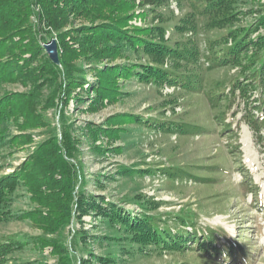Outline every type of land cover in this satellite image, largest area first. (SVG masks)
Segmentation results:
<instances>
[{
    "label": "rangeland",
    "instance_id": "1",
    "mask_svg": "<svg viewBox=\"0 0 264 264\" xmlns=\"http://www.w3.org/2000/svg\"><path fill=\"white\" fill-rule=\"evenodd\" d=\"M126 1L104 2L99 15L90 7L76 12L71 8L57 27L41 25L42 35L48 41L52 38L59 41L58 50L64 51L67 65L75 70L73 74L80 78L83 72L87 73L85 89L77 87L68 104L60 91L62 75L51 80L50 76H30L17 71L0 80V97L13 92L24 99L31 98L21 105L15 104L14 115L0 122V137L3 136L0 176L21 167L43 141L52 136L62 138L68 130L75 145L73 161L77 165V189L89 197L95 196L100 205H106L105 199L123 210L131 209L136 214L148 212L168 219L172 225L176 215H191L198 228L210 227L219 233L218 245L238 243L243 247L247 252L242 258L244 264H264V110L258 109L264 106V90L249 93L248 101L237 90L234 100H222L213 106L204 92H186L174 86L160 88L142 82L136 76L122 78L114 77L113 73L106 74L128 61H146L130 48H123L122 56H111L114 42L87 44L88 39L92 37L93 40L92 28L101 24L104 18L116 19L142 10L138 6L140 0L135 7ZM236 7L241 14L232 27L250 26L263 14L264 0H236ZM170 9L176 16L186 11L179 7L177 0H171L170 8L164 6L161 11L172 17ZM157 21L158 18L148 11L146 16L130 20V24L146 27ZM169 25L166 38H174L171 35L174 24L170 22ZM228 30H199V45L204 48L209 39L220 37ZM259 31L264 32V28ZM45 53L46 49L32 62L29 70L36 69L37 72L40 69ZM2 58L6 60L7 55ZM204 63V90L220 85L228 93L239 74L238 67L207 70L208 63ZM97 68L104 69L105 77L112 78L123 91L108 103H102V98L97 99ZM53 101L55 105H52ZM19 107L26 108L31 117L39 116L45 123L34 128L24 126ZM128 113L145 118L186 119L205 129L198 133H165L128 119L116 121V117H125ZM251 116L260 125L258 132L248 122L247 118ZM29 135H32V142H26ZM12 138H15L13 147L5 142ZM170 167H181L199 177L212 179L209 182L193 177L172 179L164 172ZM129 169L132 172H128ZM39 174L35 173V177L32 174V179ZM30 183L29 179H22L11 195L9 207L21 217L0 222V241L10 237L29 241L13 250L5 264H60L52 255L51 246L38 243L40 237L57 238L67 245L73 257L72 264H105L106 261L100 260L102 257H112L114 262L110 261L111 264L185 261L233 264L225 256L208 260L196 250L185 253L141 250L138 243L126 237L118 223L96 210L85 214L82 222L73 221L55 233H45L42 220L31 213L36 209L44 212L47 209L39 206L37 196L29 188ZM155 205L157 208L151 209Z\"/></svg>",
    "mask_w": 264,
    "mask_h": 264
},
{
    "label": "trees",
    "instance_id": "2",
    "mask_svg": "<svg viewBox=\"0 0 264 264\" xmlns=\"http://www.w3.org/2000/svg\"><path fill=\"white\" fill-rule=\"evenodd\" d=\"M110 0H0V80H4L13 72H26L27 75L50 76L52 80L64 76L60 84V91L65 96L63 99L68 104L73 92L77 87L85 89V75L78 78L73 73L71 66L67 65L64 51L59 48L60 64H55L47 53L40 69L29 70L45 47L43 43L48 41L42 35L41 25L50 28L57 27L59 22L65 18L68 9L74 8V12L84 10L85 7L93 8L98 15L102 12L105 3ZM137 0H127L126 3L135 7ZM185 13L176 16L174 10L170 9L172 17H167L161 8H170L171 0H140L138 6L142 10L130 15L126 13L120 18H104L101 24L92 28L93 40H87L89 46L97 42H114L111 56H122L123 48H130L139 57L146 58L145 62H131L117 65L113 71L106 74H114V77L131 78L136 76L140 81L152 83L160 88L174 86L186 92H204L210 104L217 106L222 100L229 102L236 98V91L250 100L249 93L264 90V12L257 21L250 26H232L239 21L241 11L236 7V0H177ZM151 11L158 18L157 23L146 27L130 24V20L136 16H146ZM64 16V17H63ZM100 15L99 18H101ZM170 22L174 25L171 35ZM229 30L220 37L209 39L204 48L199 45L197 34L199 30L211 29ZM257 33L254 37L252 35ZM85 44V43H84ZM59 45V41H58ZM7 59L3 60V56ZM207 62V70L230 66L238 67L239 74L235 78L228 93L223 87L217 85L205 89V78L203 66ZM98 83L96 84L97 99L110 102L123 92L118 89L112 78L105 77V70L97 68ZM48 78V79H49ZM91 85V84H90ZM89 90V87L86 88ZM62 96V97H63ZM80 98V95L76 96ZM18 96L17 93H5L0 97V122L8 120L16 111L15 104L28 102ZM55 105V101L52 102ZM264 110V106L258 107ZM18 112L23 116L24 126L34 128L45 122L40 117H31L29 111L19 107ZM127 116V117H126ZM125 117L120 115L116 121H133L145 126L158 129L165 133H198L205 128L197 123L186 119L173 120L162 117H148L128 113ZM252 128L260 130L257 119L248 117ZM113 130V128H108ZM117 130V128H115ZM115 129L113 131H115ZM26 142H32V135ZM3 137V136H1ZM0 137V141L2 140ZM10 146L15 145V138L5 141ZM75 148L73 138L69 131H65L62 138L52 136L37 146L30 157L10 174L0 176V222L12 218H20L21 214L13 213L9 207L15 192L22 179H29L30 190L38 199L39 206L47 209H36L31 213L33 217L42 220L45 233H55L60 228L70 225L73 221L82 222V217L89 211L96 210L99 214L107 216L115 224L118 223L125 231L126 237L132 242L138 243L141 250H159L160 252H181L196 250L208 260L225 256L233 264H244L242 258L247 255L246 250L239 244L218 245L219 233L213 228H198L195 218L191 215H176L173 225L168 219H163L148 212L134 213L123 210L122 207L105 201L106 205H100L95 196H88L86 192L77 189L78 178L77 165L73 161V149ZM40 174L36 179L35 173ZM144 172L143 169H136ZM132 172L131 169L128 172ZM168 177L183 180L193 177L207 182L210 177H199L192 171L181 167H170L164 170ZM33 176L31 177V175ZM33 180H31L30 179ZM157 204V203H156ZM158 205L151 207L157 208ZM187 226H190L189 229ZM81 230V229H80ZM83 230V229H82ZM84 236V235H83ZM228 240V239H227ZM28 240L10 237L0 241V264H5L9 254L22 246L28 244ZM38 243L51 246V253L57 257L60 264H72L73 257L67 245L57 238H38ZM228 252V254H227ZM105 264L114 262L112 257L100 259ZM109 260V261H108ZM239 260V261H238ZM83 260L82 263H85ZM169 264H197L191 262H175Z\"/></svg>",
    "mask_w": 264,
    "mask_h": 264
},
{
    "label": "water",
    "instance_id": "3",
    "mask_svg": "<svg viewBox=\"0 0 264 264\" xmlns=\"http://www.w3.org/2000/svg\"><path fill=\"white\" fill-rule=\"evenodd\" d=\"M44 47L50 57V59L55 63V64H60V55H59V50H58V43L55 38L50 39L49 41L44 43Z\"/></svg>",
    "mask_w": 264,
    "mask_h": 264
}]
</instances>
